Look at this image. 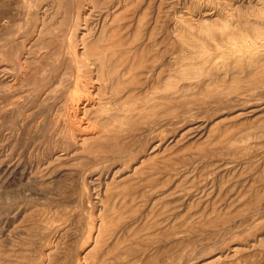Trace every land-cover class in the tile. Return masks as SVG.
I'll return each mask as SVG.
<instances>
[{
  "label": "rangeland",
  "instance_id": "374dc122",
  "mask_svg": "<svg viewBox=\"0 0 264 264\" xmlns=\"http://www.w3.org/2000/svg\"><path fill=\"white\" fill-rule=\"evenodd\" d=\"M0 264H264V0H0Z\"/></svg>",
  "mask_w": 264,
  "mask_h": 264
},
{
  "label": "bare ground",
  "instance_id": "6f19581e",
  "mask_svg": "<svg viewBox=\"0 0 264 264\" xmlns=\"http://www.w3.org/2000/svg\"><path fill=\"white\" fill-rule=\"evenodd\" d=\"M203 14V13H202ZM198 19H200V18H198ZM40 20V19H39ZM81 20V19H80ZM195 20V19H194ZM192 24V23H191ZM78 28V27H77ZM229 29V28H228ZM239 31V30H238ZM237 31V32H238ZM244 31V30H243ZM76 33V32H75ZM247 33V32H246ZM259 33V32H258ZM261 33V32H260ZM240 35H242V34H240ZM241 37H243L244 38V36H241ZM76 38H77V35H76ZM78 38H79V36H78ZM77 38V39H78ZM237 38V37H236ZM249 38V37H248ZM76 39V42L78 41ZM228 39V38H227ZM229 41V40H228ZM231 42V41H230ZM87 43H88V41H87V36H82L81 37V39H80V43H78L77 42V44H76V47H78L79 45H81V52L80 51H78L79 49L77 48V51H76V60H74L75 58H72L71 60L74 62V61H76V63H77V65L79 66V67H81V68H84L83 70H87V76H84V78L85 77H88V81H90V82H92L94 79H95V81L96 82H98L99 83V85H98V87H96L97 88V90H96V95L98 96V101H99V107H100V105H102V102H103V98L101 97V93H103V91L101 92V90H103L104 88H106L107 86V82L111 79V74H107V75H105V74H103L102 72V70H103V68H104V64H106L107 62H109L110 60H108L107 59V56H105L106 54H101V53H103L102 51H98L100 54H95L97 51H94L95 53H93V52H90L89 51V48H88V45H87ZM225 43H228L227 41L225 42ZM230 44V43H229ZM234 44V43H233ZM109 46V45H108ZM220 46V45H219ZM228 46V45H227ZM218 47V46H217ZM223 47V46H222ZM229 47H231V46H229ZM123 48V47H122ZM219 48V47H218ZM224 48H225V45H224ZM114 50V49H113ZM218 51V53H217V55H215L214 57H216V56H222V55H234V54H236V53H240L241 51H239V50H237V51H235V50H223V48H219V49H217ZM91 51H93V49H91ZM110 51H112V50H110ZM116 51V50H115ZM72 53H73V51H71ZM97 52V53H98ZM129 53V51L127 52H124L123 53V55H127ZM72 55V54H71ZM70 55V56H71ZM240 55V54H239ZM213 58V57H212ZM255 60V59H254ZM158 68H160V66L158 67ZM80 71V70H79ZM77 72V71H76ZM83 72V71H82ZM85 72V71H84ZM94 72L97 74L96 76H94V75H92V74H94ZM86 75V74H85ZM150 75V74H149ZM82 77V76H81ZM79 78V77H78ZM76 80V79H75ZM82 80V79H81ZM85 83H87L86 82V80H85ZM97 83V84H98ZM77 84H79V86L81 87V85L80 84H82V82L80 83V82H78ZM84 84V83H83ZM97 84H95V85H97ZM85 85H87V84H85ZM84 85V86H85ZM89 85V84H88ZM87 85V86H88ZM92 85V84H91ZM90 85V86H91ZM76 87V86H75ZM75 87H74V89H75ZM83 87V86H82ZM92 87V86H91ZM91 89V88H90ZM74 91H78L77 90V88L74 90ZM95 91V90H94ZM104 91H105V89H104ZM107 91V90H106ZM73 92V91H72ZM84 92H85V94H86V99H89V100H91L92 98L91 97H93V91H91V90H89V86H88V89H84ZM79 93V92H78ZM105 94H106V92H104ZM72 94V93H71ZM95 95V96H96ZM73 96V97H72ZM72 99H71V102H70V108H71V110H72V124H74V125H76L75 127H77V126H81V124H80V119H79V115L81 114V110L79 109V107H80V105H82L83 104V102H82V99H84L83 97L82 98H80L81 99V104L79 103V99H78V95H77V93L75 94H72ZM94 96V97H95ZM85 99V100H86ZM104 100H108V99H106V98H104ZM94 101V100H93ZM85 103H86V101H85ZM106 103H109L108 101L106 102ZM89 104V103H88ZM95 104V103H94ZM89 106V105H88ZM107 106V105H106ZM103 107H105V106H103ZM102 108L100 107V109H99V112H100V110H101ZM105 109V108H104ZM108 109V108H107ZM96 110H98V107H97V109ZM83 111V110H82ZM98 112V111H97ZM98 112V113H99ZM107 112V111H106ZM83 113H85V114H87L85 111H83ZM90 113V112H89ZM94 113H96V112H94ZM103 113V112H102ZM78 127V128H79ZM92 127V126H91ZM88 130V127H81V131H83V132H85V131H87ZM91 135V134H90Z\"/></svg>",
  "mask_w": 264,
  "mask_h": 264
}]
</instances>
